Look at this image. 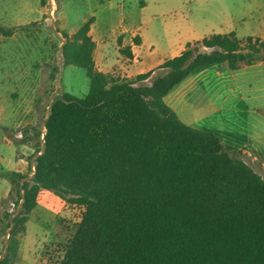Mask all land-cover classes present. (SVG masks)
<instances>
[{
  "label": "trees",
  "instance_id": "1",
  "mask_svg": "<svg viewBox=\"0 0 264 264\" xmlns=\"http://www.w3.org/2000/svg\"><path fill=\"white\" fill-rule=\"evenodd\" d=\"M93 21L61 32L64 64L86 70L89 91L51 103L32 176L10 174L21 202L0 264H20L44 191L83 208L56 264H264V179L236 148L183 123L165 102L198 69L264 62V39L212 34L156 69L116 78L95 66ZM12 34L0 26V36ZM118 45L133 58L121 37Z\"/></svg>",
  "mask_w": 264,
  "mask_h": 264
},
{
  "label": "rangeland",
  "instance_id": "2",
  "mask_svg": "<svg viewBox=\"0 0 264 264\" xmlns=\"http://www.w3.org/2000/svg\"><path fill=\"white\" fill-rule=\"evenodd\" d=\"M143 1L151 3L145 13L149 17L158 16L156 33L164 42L171 40L170 35L175 31V28L164 30L161 26L164 22L203 17L208 22L199 28L207 35L225 31V19L235 12L239 34L248 35L260 33L254 23L264 13V0H173L160 10L154 8V0H52V3L50 0H0V26L13 29L11 36L0 37V198L11 186L8 197L0 200V254L8 244L10 222L21 202L10 181V171L22 166L19 153L27 164L25 179H29L43 146L44 124L51 103L63 93L83 99L89 91L86 70L64 64L61 47L65 39L61 32L77 31L91 16L97 19L100 33L110 39L140 26L145 29L146 24L139 22ZM143 50H147V45ZM163 72L156 70L153 75ZM150 82L148 79L139 84ZM28 89H31L26 93L29 113L22 125L24 107L20 97ZM204 90L224 110L215 115H210L208 109L197 110L196 96L191 95L184 104L180 99L176 102L175 112L180 120L216 135L228 145L243 140L240 133L243 130L236 120L246 114L239 95L233 94L223 82L212 79L204 85ZM19 134L21 138L17 137ZM82 212L83 208L51 192L43 194L26 224L21 262L56 264Z\"/></svg>",
  "mask_w": 264,
  "mask_h": 264
},
{
  "label": "crops",
  "instance_id": "3",
  "mask_svg": "<svg viewBox=\"0 0 264 264\" xmlns=\"http://www.w3.org/2000/svg\"><path fill=\"white\" fill-rule=\"evenodd\" d=\"M172 1L173 0H154V8L156 10L163 9L172 3ZM141 4V17L139 22L140 24H146L145 29H141L142 27L140 26L129 32H120L111 39L105 34L100 33L97 27V19L94 16L90 17L94 18L89 31L90 36L95 42L93 58L95 66L100 72L110 74L116 78H135L139 74L156 69L165 60L180 55L188 43L200 41L212 34H228L230 32H235L239 39H244L248 36L264 39V13L254 23L255 28L259 30L260 33L240 35L238 32L240 25L236 23L238 13L234 12L229 14V17L225 19L224 23L227 24V29L221 33L211 32L207 35L201 33L199 27L203 24L206 25L208 22V20L203 17L189 16L179 21L175 20L173 22L161 23L164 30L170 31L175 28V31L170 35L171 40L164 42V40L159 37V34L156 33L158 16L153 14L149 17L145 13L151 3L143 1ZM88 19H86V21ZM75 32L67 33L73 35ZM120 37L122 38V46H129L131 48L133 52L132 59H127L119 53L118 38ZM132 37H139L140 43L136 44L134 38L132 40ZM146 45L147 50L141 51ZM36 69L38 68L36 67ZM210 79L218 83L223 82V85H227V88L233 92V94L239 95V100L244 103L245 117H239L237 120L235 119L237 123L240 124V129L243 130L240 132L243 140L240 142H230V145L237 149L238 157L243 159L264 179V62L261 61L250 66L242 65L237 70H230L226 65H212L198 69L165 97L166 104L176 111L177 100L180 99L182 104H184L183 102H185L186 98L188 100L191 95H195L197 110L201 108H204L203 110L208 109L210 115L220 113L224 108L216 106L215 101L212 100L208 94L209 92L207 91L206 93V90H204V85H208ZM29 91H31V89H28L24 95L20 97L22 98L21 102L24 107L22 112V125L26 123L25 119H27L29 113V110H27L29 101L26 97V93ZM181 110L183 109L181 108ZM19 155L18 159L22 165L21 168L10 172L24 174L27 164L25 159L20 158ZM10 192L11 186L7 189L5 195L1 196V202L8 197ZM46 192L49 193L48 191H44L41 197ZM19 257L20 264H25L21 262L20 250ZM34 260L35 262L37 261V259Z\"/></svg>",
  "mask_w": 264,
  "mask_h": 264
},
{
  "label": "built area",
  "instance_id": "4",
  "mask_svg": "<svg viewBox=\"0 0 264 264\" xmlns=\"http://www.w3.org/2000/svg\"><path fill=\"white\" fill-rule=\"evenodd\" d=\"M51 3H52V0H50ZM17 137H20L21 138V134L17 135ZM33 170H34V167H33ZM14 206V205H13Z\"/></svg>",
  "mask_w": 264,
  "mask_h": 264
}]
</instances>
